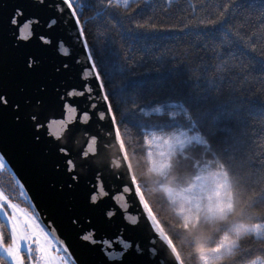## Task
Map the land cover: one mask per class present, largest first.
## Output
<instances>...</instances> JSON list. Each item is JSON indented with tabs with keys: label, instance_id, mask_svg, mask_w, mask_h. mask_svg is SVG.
Segmentation results:
<instances>
[{
	"label": "snow or ice",
	"instance_id": "1",
	"mask_svg": "<svg viewBox=\"0 0 264 264\" xmlns=\"http://www.w3.org/2000/svg\"><path fill=\"white\" fill-rule=\"evenodd\" d=\"M258 2L259 37L251 24H235L245 15L252 19L257 0H220L216 11L205 9L206 18L187 23L183 13L176 23L151 22L154 0H132L124 11L120 0H0V171L7 170L16 181L10 192L0 187V264H183L184 256H177L181 250H172V237H164L145 209L143 182L133 174L120 131L122 113L175 89L178 69L187 61L181 59L180 49L165 44L193 33L203 41L195 43L196 58L201 53L204 57L202 75L211 67L209 57H226L222 81L254 89L257 80H264V44L255 42L264 40V0ZM89 7L95 9V32L90 27L93 18L84 15ZM25 16L29 19L21 29ZM153 63L160 70L168 68L173 82L166 86L149 66ZM257 65L261 74L250 78ZM172 107L171 115L182 110L187 115L183 104ZM65 109L70 114L66 121L49 119ZM155 111H161L159 103ZM217 119L209 110L201 113L209 132H214ZM93 121L107 123L120 143V167L129 174L121 180L123 194L135 204V215L129 214L132 204L117 207L105 190L106 175L121 179L124 173L120 167L113 172L101 158L99 134L91 135L87 151L72 146L77 131ZM143 140L147 143L149 137ZM162 140L164 152L149 147L146 155L157 176L164 175L175 146L193 141L204 145L198 152L184 153L185 158L192 154L190 167L199 172L184 190L181 216L223 220L233 207L218 209L207 193L227 188L232 177L251 189L249 203L228 234L202 256L215 264H264V171L243 173L237 164L240 150L221 156L209 147L203 129H182ZM33 178L48 186L49 205L28 194L25 185ZM85 180L91 186L85 184L81 192ZM62 224L67 231L61 230Z\"/></svg>",
	"mask_w": 264,
	"mask_h": 264
},
{
	"label": "trees",
	"instance_id": "2",
	"mask_svg": "<svg viewBox=\"0 0 264 264\" xmlns=\"http://www.w3.org/2000/svg\"><path fill=\"white\" fill-rule=\"evenodd\" d=\"M131 2L132 0H120V10L124 11L126 3ZM219 2L220 0H208L205 5L204 0H154L151 22L164 20L168 23H176L182 18L181 13L185 23L190 19L194 22L195 19L206 18L205 9L207 12L216 11L215 5ZM91 3L94 4L95 0H91ZM260 7L257 0V3L253 5L252 19L249 20L245 15L244 19L235 22L237 28L241 25L247 28L251 24L259 37L261 25L256 23V16ZM84 15L93 18V24L90 27L95 32L94 7L87 8ZM89 40L91 41V37ZM197 41L203 42L201 37L193 33L182 37V41L176 44L171 42L165 44L166 48L173 51L180 49L184 53L181 59L187 61L185 67L178 69L179 81L175 89L155 100H146L140 109H127L122 113L123 121L120 123L122 139L125 142L133 174L143 182V196L148 206L151 204L150 210L154 217L168 236L172 237L171 241L175 240V248L181 250L178 254L184 256L183 264H196L195 245L198 241L214 245L211 247L214 249L215 241L228 234V228L240 214H234V208L240 206L246 196L251 195V189L242 186L239 177H232L227 188L220 192L207 193V199L214 201L218 209L225 206L233 207L232 214L223 220L209 221L195 214L191 219L181 216L187 196L184 190L190 186L199 172L190 167L194 159L192 154L189 153L185 158L184 153L198 152L204 145L193 141L183 148L176 146L170 156V164L164 170V175L157 176L151 170L150 158L146 156L147 149L152 145L150 133L157 131H177L178 133L182 129L191 133L196 129H203L210 141L209 147L221 156L227 157L230 152L240 150L238 154L240 159L237 164L243 173L246 174L252 170L264 171V80H257L255 88L251 90L240 89L236 81H222L221 73L226 70L224 68L227 63L226 57L218 59L209 57L211 67L202 75L204 57L201 53L200 58H196L199 52V49L195 47ZM255 42L264 44V40L258 39ZM149 66L154 73L163 77L166 86L173 82L168 68L160 70L155 63ZM260 74L261 68L257 65L248 75L254 79ZM115 82H119V77L115 78ZM156 103L160 104L159 112L155 111ZM173 103L183 104L187 115L183 110L171 115L170 113L175 111L172 107ZM204 110L218 115L213 125L214 132H209L201 122V113ZM117 115L119 117V113ZM145 135L149 137L147 143L143 140ZM138 167L139 174L134 172V168ZM222 193L226 195L223 199ZM170 194L176 196V199H170ZM203 196L204 194H201V198ZM185 224H187L186 227L182 226Z\"/></svg>",
	"mask_w": 264,
	"mask_h": 264
},
{
	"label": "water",
	"instance_id": "3",
	"mask_svg": "<svg viewBox=\"0 0 264 264\" xmlns=\"http://www.w3.org/2000/svg\"><path fill=\"white\" fill-rule=\"evenodd\" d=\"M28 19L29 17L25 16L24 19L20 21L21 29H23L25 24H27ZM25 34H27L26 30H25ZM69 118H70V114L67 109L64 110L63 114H61L60 111L57 110L54 115L49 116L50 120L55 121L57 123L60 122L61 120L66 121ZM50 131H54V128L50 129ZM85 133H87L86 137H84ZM97 133L100 136V143L103 145V148L101 150V158L104 159L110 165L112 171L115 172L117 170V167L121 166L122 153L120 151V143L119 141L115 139L114 133L110 135V129L107 123H104L103 125H101L97 123L96 121H93L91 124L88 125L87 129H79L75 137L73 138L72 146L74 149L80 148L81 151H87L88 148L92 146L89 143L91 135L97 134ZM120 172L124 173L121 179H117L116 177L112 175L105 176V179L107 181V188L105 190L109 192V195L112 198V203L115 204L117 207L123 209L126 203L132 204L133 206L129 214L135 215L136 206L135 204H133L131 200L126 199L125 195L123 194V186L121 183V180L128 179L129 174L127 173L125 167H120ZM85 184H87L89 187L91 186V183L89 181L87 180L83 181L80 187L81 192L84 191ZM25 188L29 190V193H28L29 195H33L34 197L38 196L46 205H49V201H48L49 189L46 184L39 183L38 181L35 180V178H33L30 184L25 185ZM137 191L138 192L140 191L139 188L137 189ZM141 199L145 200L143 194L141 196ZM145 209L149 212V215L155 222L157 229L164 235L165 238H168L169 237L168 234L165 232V230L162 228V226L159 224V222L154 217L146 200H145ZM61 230L67 231V225L62 224ZM168 243H169V246L172 248V250L175 252L176 248L173 242L171 241V239L168 240ZM177 256L179 258L178 253H177Z\"/></svg>",
	"mask_w": 264,
	"mask_h": 264
},
{
	"label": "rangeland",
	"instance_id": "4",
	"mask_svg": "<svg viewBox=\"0 0 264 264\" xmlns=\"http://www.w3.org/2000/svg\"><path fill=\"white\" fill-rule=\"evenodd\" d=\"M176 132L177 131H172V132L157 131L155 133H150V136H151L150 138L152 140V143H151L152 145L149 146V147H151L157 154L158 153H161V152H164L166 150V145H164L163 140H162V137L167 136V135H171L172 133H176ZM175 149H176V146L173 148V151H175ZM173 151H172V153H173ZM171 154L168 156V164H167L168 166L170 164L169 161H170ZM151 170L154 173H156L153 170L152 167H151ZM15 183H16V181L13 179V176H12V174L10 172H8L7 170L0 171V187L4 188L5 191H9L10 192V191H12ZM225 196H226L225 193H222V199ZM18 202L21 203L22 206H25V207L27 206L26 204H24L23 200H20Z\"/></svg>",
	"mask_w": 264,
	"mask_h": 264
},
{
	"label": "clouds",
	"instance_id": "5",
	"mask_svg": "<svg viewBox=\"0 0 264 264\" xmlns=\"http://www.w3.org/2000/svg\"><path fill=\"white\" fill-rule=\"evenodd\" d=\"M209 171H212V170H209ZM134 172L139 174V167L138 168H134ZM249 200H250V195L245 197V199L242 201L240 206H237V207L234 208V214L240 213L241 207L243 205L249 203ZM230 238H232V237H230ZM211 247H214V245L204 244V243L199 242V241L196 243V245H195V251L197 252V262H196V264H215L214 259L202 256V253L206 252V250L210 249Z\"/></svg>",
	"mask_w": 264,
	"mask_h": 264
}]
</instances>
